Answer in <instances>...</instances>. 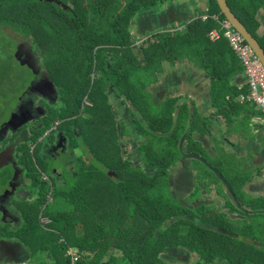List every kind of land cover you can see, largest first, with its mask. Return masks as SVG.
Wrapping results in <instances>:
<instances>
[{"label":"trees","instance_id":"1","mask_svg":"<svg viewBox=\"0 0 264 264\" xmlns=\"http://www.w3.org/2000/svg\"><path fill=\"white\" fill-rule=\"evenodd\" d=\"M67 1V3H63L62 0H0V100L4 97L12 99L15 97V101H17V98L21 96L31 82L32 74L28 68L24 67L31 74L30 78L25 72L15 69L18 68L15 64L17 63L20 67V63L14 57V52L18 41L32 40L33 50H35L34 41L39 48L44 50L42 54L47 63L49 62V57L54 59V73L59 76L58 85L63 83L66 75V78L75 79L74 82L79 83L78 89L80 87L81 93H84V99L89 93L106 97L107 108L111 114L110 120H113L114 126L117 123V119L122 120L125 117L118 115V108L114 109V106L109 104L108 91L114 93L115 102L122 104L128 115L132 114L148 122L150 129L155 133L147 131L141 121L133 118L136 128L147 140L146 144L141 147L144 161L146 165L153 167L155 170L150 174L141 170L140 177L131 171V168L135 167L122 160L119 151L111 157L114 163L113 168L129 169L123 176L114 171V177L110 178L116 192L120 190L121 194H128L123 196L125 198H119V200L117 198L113 209L117 210L120 205L125 208V213L131 221L136 222L139 220L140 223H143L142 227L139 226V228L123 233L120 232L118 225L111 222L110 225L114 228V231H118L117 235L111 232V228L107 223L110 221L98 214L99 212L95 207L98 205L91 203L92 198L84 193L93 191L90 184L82 191L78 190L77 186L69 189V177L65 178L62 174V184H56L57 180L55 179L56 183H52L51 189H49V184L47 183L48 188L44 191L43 189L47 184L42 180L43 188L41 192L42 194L47 192V195H41V200L39 201L43 207L33 216L32 220L24 207V211L21 213L22 217L26 218L25 224L28 228L25 231H28V235L31 237L29 241L36 240L37 243V238H40L41 241L37 245L43 249V252L49 251L54 261L53 264H72L66 258L69 248H79L82 256L80 263L88 264L92 257L88 252H91L94 246L97 249V259H94V261L100 263L107 260L108 256H104L105 246H103L101 241L107 238H110L113 247H117L114 248L112 255H115L117 250L120 254L117 256L129 261L133 259L131 264H162L157 257L151 261H145L142 258L145 257L148 249L152 250L153 254L157 256L166 253L167 249H181L182 251L201 255L190 246L189 240L191 238L188 239L189 243L187 241L181 245H174L173 240L167 237L166 241H162L166 232L165 230L157 231V229L162 225H171L174 223L173 218H179L180 216L179 221L176 223L191 226L187 236L200 232L198 240L202 241V244L205 242L212 244L214 241L210 239L211 236L239 241V239H232L230 234H234L238 238V236L244 235V231H239L234 226H231L227 233L225 231L212 232L191 220L182 218L183 215L180 211L184 209L179 201L173 197L171 190L170 192L167 189H164V192L161 190L163 184L164 186L167 184L166 187L170 188V183L168 182L170 179L169 172L180 162L181 151L179 143L183 138V134H185V117L189 109L188 107L187 109H181L180 117L177 121V129L175 128L172 131L174 127V103H170L166 109H161L153 101L149 92L153 86L159 83V78L164 73V64L176 66L186 60L201 71L207 79L211 80L213 103L221 111H226L225 107L240 102L242 95L249 94L248 79L247 86L242 92L239 91L237 83L240 78L245 76V67L236 55L229 40L223 38L215 42L210 37L213 31L222 30L221 23L226 20L217 0H188L195 1L198 6L201 1L208 9H197L198 15L195 14L192 21L187 24L161 30V32L152 34L143 41H135L132 38V21L144 13L159 12L164 6L171 7L184 0ZM227 1L236 16L264 48V34L261 32L264 27V0ZM216 16L220 17L219 20L216 19ZM8 31L13 34V37L7 36ZM14 38H17L18 41L13 40ZM245 44L249 45L246 39ZM110 59L114 61L111 67L107 64ZM75 64L82 65L76 69L65 68L67 65L72 66ZM94 75L97 78L94 77L92 82V76ZM106 82L111 84L108 85ZM239 99L240 101H238ZM128 101L133 105L131 108L127 104ZM241 103L245 104L247 110L253 115L264 118V114L260 110L257 111L258 108L253 103H243L242 101ZM91 112L93 111L91 110ZM6 113H8V110H6ZM62 116L54 117L52 119L53 122L55 119L63 120ZM74 118H76V114L68 117V120L70 121ZM49 120L50 118L43 122L44 131ZM196 120L197 116L194 121ZM81 122L87 121L82 119ZM197 129L198 127H193L191 133H194ZM71 130L68 127L65 130L66 134L70 133ZM72 131H75V137L83 134V128L81 126L78 127L76 120ZM124 131L123 128L121 133ZM157 132L161 134L158 135L156 134ZM190 138L191 134L188 142L192 145ZM67 140L70 145V140L68 138ZM71 147L76 148V146ZM102 148L103 145H99L97 151L90 152L89 158L95 159V161L96 159L100 160ZM18 153L20 165L26 168L32 166L30 149L26 145L21 146ZM35 156L38 158V162L41 160L51 164V160H42L39 156ZM216 162L226 163L229 179L235 183L237 191L242 193L245 184L251 178H242L240 176L235 160L230 155L222 154ZM51 165L54 167L56 163L53 162ZM77 165L78 163L75 164V166ZM48 170L51 171L52 169L48 166ZM64 171L63 169L62 172ZM8 172L4 170L0 173L1 184L11 178ZM34 177L36 183L41 181L38 176L35 175ZM56 186L63 187L64 190L58 193ZM66 189L71 190V195L67 199L66 205L70 203L71 207L81 211L90 220L86 229L80 227L82 233L80 240L76 237L78 230L74 229L76 227L74 225L80 222L79 216H72L75 221L71 222V217H69L68 213H63L64 209L60 213H55L48 204L50 190L53 195L52 198H57L58 195L66 194ZM165 195L166 199L164 200ZM166 200L169 201V204L166 203ZM91 207L94 208L91 209ZM165 207L166 214H164ZM189 215L190 217L187 218L196 219L192 213ZM94 216L95 218L99 216L100 219L94 222ZM261 217V226L255 229L256 235L254 237L245 235L258 242H261L259 235L264 238V215L256 216L254 214L251 216V219H259ZM41 219L50 220L51 224L47 228H52V230L42 227L40 224ZM61 222L67 227L64 230L60 226ZM155 224L157 225L156 228ZM193 229L196 231L194 232ZM56 235L57 238L54 237ZM118 241H124L123 247L118 248ZM239 242L243 241L240 240ZM261 243L264 245L263 240ZM225 253L226 259L229 260L228 264H241L244 261L245 264H254L258 263L259 258L264 261V255L261 257L257 250L247 247L246 251L243 249V257L239 255L238 249L234 251L227 250ZM225 257L222 259H225ZM239 257L241 261L231 262ZM79 259L80 255L79 251H77L75 264H77ZM213 260L214 258L206 260L204 264H212ZM107 263L111 264L108 260Z\"/></svg>","mask_w":264,"mask_h":264},{"label":"flooded vegetation","instance_id":"2","mask_svg":"<svg viewBox=\"0 0 264 264\" xmlns=\"http://www.w3.org/2000/svg\"><path fill=\"white\" fill-rule=\"evenodd\" d=\"M165 8L168 7L164 6L161 10ZM200 9L207 10L208 8L206 5H204L203 2L200 1L198 10ZM198 10H195L196 15H198ZM135 21L136 19L132 21V23ZM132 23L131 27L133 30L131 32V35L135 41L146 40L149 36L152 35H139L135 26H132ZM159 32L161 31H156V33ZM19 46L20 47L18 50V55L17 57H15L16 60L18 62L21 61L25 64H30V62H34L35 60L33 56L35 54L33 49V53H31L30 47L27 46L26 43H22ZM17 48L18 42L16 46V51ZM35 59L37 61V64L40 66L41 71L38 72L35 70V74H33V72L31 71L32 80L29 83L28 87L25 89V91L21 94V96L18 97L20 99V108L16 107L11 113L9 121L0 127V153L3 152L9 146H11L16 139L21 138L22 140L26 141V137H23L22 135L24 132L28 133L27 143L20 145L17 148L15 154L16 165L17 168L20 170L21 175L18 176L17 181L13 184V187H11L10 183L14 178V171L13 177L12 179L10 178V181L8 183L9 185L7 190L1 195L0 215L2 216L3 227L0 228V242L2 241L7 244H11V247L13 248H16V246L13 244H21V242L17 241L18 239L12 240L11 238H2V231L12 223L17 225L20 224L21 215L19 211L13 207V204L15 202L23 203V205L27 204L28 200L31 199L30 195L33 193L31 189L30 191L32 193L28 192L25 188V185H27L29 181L25 180L23 176V172H25V169L22 168L21 165H19L20 162L18 163L17 161V152L21 146L31 144L35 133L42 131L44 126L43 122L50 114V111H46V109L40 105V102H46V104H55V102H58V96L54 94L53 91H51L50 89L48 90V85L46 83L45 78V73H48V71L41 68V64L38 58ZM113 62V59H110L107 62L108 66L111 67L113 65ZM165 65L172 66L170 64H164V66ZM24 67L28 68L27 66ZM158 84L159 83H157L156 85ZM31 87V92L29 94H26L27 90H29ZM183 92L185 95H188L190 91L184 90ZM108 96L110 97L109 104L113 105L114 109L118 108V115H122L123 117H125L122 120L117 119V123H115L119 135L121 134V130H123L124 128L125 131H129L130 129L131 133L134 134V137L136 139H138L139 137H143V135L140 134L139 129L136 128L133 118L141 121L147 131L155 133L150 129L148 122H146L144 119L138 118L132 114H130L131 116L128 115L122 104L115 102L116 98L113 92H109ZM127 104L130 108L131 106H133L129 101L127 102ZM175 104H177L176 101L174 102V110L176 106ZM187 107L188 106L184 105L182 109H187ZM160 108L164 109L162 108V106H160ZM195 115L197 116V123H195L194 125L193 121ZM189 118L192 122V126L190 129V139L192 145H190L187 140L186 147L184 146L183 151L181 152L180 164H177V166L173 167L172 170L169 172L170 179L168 181L170 183V189L172 191L171 193L173 197H175L179 201L181 207L184 209L181 210L183 215L182 218L191 220L195 224H198L207 230H211L212 232L225 231V233H227L229 231V228L231 226H234L235 229H238L239 231H244V235L238 236L237 238L236 235L230 234L231 238L239 239V241L241 240L244 242V247L260 252L264 245L261 242H258L253 238L247 237L245 235L247 234L249 236L254 237L256 235L255 229L261 226L260 221H262V217L259 219H251V216L254 214H256V216L264 215V126H256L249 128L250 131H247L244 128L238 129L237 133L240 135L236 137L240 141L231 144L233 146L231 148H233L234 150V152L231 153V157L235 160L236 167L238 169H241L239 170L240 176L242 178H251L250 181L245 184L242 193H240L237 191L235 183H233L227 175L226 163L216 162V158L220 157L222 154L225 153L221 152V147L219 146L220 144L217 145V140L216 142L214 140V136L221 138L223 135H227L228 132L229 134H234L236 132H232L233 130H227L226 133L223 132V130L219 131L216 130V128L212 129V127L208 124L207 121H205L201 114H198L197 112L195 113L194 108H192V110L189 109V112L187 110V121H189ZM246 123L249 127L250 120ZM30 127L33 130L31 134L29 132ZM193 127H198V129L195 130L194 133H191ZM174 130L175 129L173 127L172 131ZM186 130L187 129L185 128V131ZM203 132H205V134H203ZM195 133L198 134L197 138L193 136ZM156 134L160 135L161 133L157 132ZM205 135L208 138H205ZM47 137L50 138L49 134L44 138ZM194 138L197 142L193 141ZM143 142H146V139L144 137ZM257 142L258 144L255 145ZM198 143L201 145V148L197 147ZM70 147L71 146L69 145V142L65 135H63L62 133H58L55 136V141L50 146H47L46 148L42 149L44 151H42L41 154L39 153L38 156L42 160H51V164L55 162L58 167L62 159L61 154L64 152H66V154H70ZM214 147L216 151H213ZM123 148L126 149L125 146H123ZM124 152L126 156L125 158L128 160V163L131 166L141 169L144 173L148 174L155 170L153 167L146 165L144 161V155L139 151V149H137L135 155H133L135 159L134 162L131 161L130 158H128V153L126 151ZM136 155L138 156L137 159L135 157ZM217 155L218 157H216ZM85 158L86 155L82 157V159ZM89 160L95 161L92 160V158H90ZM72 161H75L74 157ZM204 165H206L210 170ZM4 169L13 170L14 168L9 165ZM57 169L58 168L54 169L53 174H55L58 178H62V173L59 172L62 170ZM174 170L175 174L172 177ZM174 177V182L176 184L175 188L172 187V180ZM13 189H15L14 193ZM32 202L33 201H31V203ZM191 213L195 216L196 219L187 218L190 217L189 214ZM180 217H174L173 222L179 221ZM162 226L163 231L169 228L170 225ZM161 227L157 229V231H161ZM22 247L27 250L25 246L22 245ZM173 250L174 249H167L165 251L166 253L161 254L162 258L160 259V261L162 262V264L202 263L198 261V255L195 253L177 249L179 251L184 252L185 254H188V256L182 255L180 258L179 256L175 257L177 253ZM80 252L81 251L79 250L80 259L78 260L77 264H84L80 263L82 261V256ZM11 253L12 252L10 250H7L5 252L0 245V264H18L13 261L12 258H10ZM30 260L31 254L29 260H27L24 264H31ZM7 261L11 262L7 263ZM202 264H204V262ZM212 264H228V261L225 259H219V261L216 262L214 259Z\"/></svg>","mask_w":264,"mask_h":264},{"label":"rangeland","instance_id":"3","mask_svg":"<svg viewBox=\"0 0 264 264\" xmlns=\"http://www.w3.org/2000/svg\"><path fill=\"white\" fill-rule=\"evenodd\" d=\"M42 1V0H41ZM63 3H67V0H62ZM188 0L181 1L180 3H188ZM55 6H57L54 3ZM158 13V12H156ZM264 34V27L261 31ZM13 37V34H11L10 31L7 32V36ZM13 40H17V38H14ZM22 43H26L27 46L32 47V40H22L21 42L18 41V48L16 53L14 52V57L18 53L19 45ZM6 44V43H5ZM33 45L35 50V58H38L40 61L41 68H45L48 73L51 75L50 79L53 81V84L55 85L57 96H58V102H55V104H46V102H40V105L43 106L46 111H50L49 116L46 118H50V120L47 123L45 131L42 129V131L35 133L34 138L31 142V144L26 145L28 149H30V155L32 160V166H28L27 168L25 166H22V168H25V172H23V176L25 180L29 181L27 185H25V188L28 192H33V202L32 204L25 207L26 213L30 216L31 220L35 214L41 210L43 207L41 203L39 202L41 200V195L45 196L47 195V192L42 194V188H43V182H46V184H49V189H51L52 183H56V180L53 176L52 171H54L55 168H58L57 170H65L64 172L59 171L63 174L65 178H68V187L69 189L78 187V190L82 191L84 188L90 184L91 188H93L92 192H84L86 195L91 197V203H96L98 206H95L98 210V214L104 219H106L109 227L111 228V232L113 234L117 235L118 231H114V228L110 225L111 222L115 225H118L120 228V232L126 233L128 230L139 228V226L142 227L143 223L136 221L133 222L130 220L129 216L126 215V210L122 206L119 205L118 209L115 210L113 208V205L117 202V198H125L123 196H127L128 194H121L120 190H115L114 185L111 183L110 178L114 177L115 173L114 171L118 172V174H121L123 176L124 173H127L129 169L127 168H113L114 163L111 160V157L114 154H117L118 148H117V130L114 126L113 120H110L111 114L110 110L107 108V99L104 95H94V93L87 94L84 99L83 94L81 93L80 87L78 89L79 83H75V79H69V77L66 78V75L64 76V81L60 85H58L59 76L54 73V59L49 57V62L47 63L45 60V57L42 54L43 49L38 47V44L33 41ZM46 50V49H45ZM82 64H75L72 66H65V68H73L76 69L80 67ZM15 68L17 71H23L25 72L29 78L31 77V74L29 71L24 68V66L20 65V67L15 64ZM121 67V66H120ZM43 68V69H44ZM94 77L97 78L96 75L92 76V82L94 81ZM66 79V81H65ZM68 82V83H67ZM108 85H110V82H106ZM151 91V89H150ZM109 93V91H108ZM107 93V95H108ZM20 99L17 98V101H15L12 98L4 97L0 100V127L4 125L6 122L9 121L11 117V113L14 111L16 107L20 108ZM66 105V106H65ZM6 110H8V113H6ZM91 110L93 112H91ZM76 114V118L68 120V117H72ZM63 115V116H62ZM175 115V113H174ZM7 116V118H6ZM62 116L63 120H57L53 122L52 119L54 117H60ZM86 120L87 122H81V120ZM77 122L78 127L83 128V134L75 137V131L74 130V122ZM71 128V132L66 134L65 130L67 128ZM32 128H29L30 134L32 133ZM58 133H62L65 135L66 138L70 140V146H76V148L70 147L69 153L66 154V152L61 154V161L60 164L54 167H52L51 164L48 162H43L39 160L37 161V157L35 155H39L42 149L46 148L47 146H50L55 141V136ZM49 134L50 138H44ZM13 139V138H11ZM42 141V142H41ZM102 143V144H101ZM99 145H103L102 151L100 153V160L96 159V161L89 160V154L92 151H97ZM143 147V146H142ZM198 148H201V145L197 144ZM65 150V149H64ZM18 153V152H17ZM86 155L85 159H82V157ZM121 155V154H120ZM225 155V154H224ZM19 157V153H18ZM73 157L77 159L78 165L75 166L76 161H73ZM18 163L19 160L17 159ZM20 165V164H19ZM48 166L52 169L51 171L48 170ZM206 168H208L206 165H204ZM63 168V169H62ZM209 169V168H208ZM4 170H6L11 176V179L14 174V169H1L0 173H2ZM140 170V172H139ZM210 170V169H209ZM241 169H238V171ZM132 172H135L136 175L140 176L141 169L138 168H131ZM38 176L41 181L36 183L34 180V176ZM1 177V175H0ZM1 181V179H0ZM10 181V179H9ZM9 181L2 183L0 182V213H1V195L7 190ZM48 184L44 187V191L47 190ZM57 184V183H56ZM167 184L164 186V184L161 187V190L164 192V189L168 190L170 192V188L166 187ZM31 189V191H30ZM62 190H64L63 187L56 186V191L60 193ZM81 194V192H80ZM71 195V190L66 189V194L58 195L57 198H52L51 190L48 195V204L50 206L51 210H54L55 213H60L64 209L63 213H68L69 217H71V222H74L75 219L72 218V216L77 215L79 216L80 223H76L74 226H76L74 229L78 230V235H76L77 239H81L82 233L80 227L86 229L89 225V218L82 214L81 211L75 210L73 207L70 206V203L66 205L67 199ZM94 198V199H93ZM166 199V195L164 197V200ZM175 202V201H174ZM166 203L169 204V201L166 200ZM176 203V202H175ZM178 206H180L178 203H176ZM13 207L16 208L18 211L23 213L24 211V205L23 203H17L15 202L13 204ZM172 207H174L172 205ZM94 207H91V209ZM165 213L166 214V207ZM29 210V211H27ZM43 212V211H41ZM182 212V211H180ZM100 219L99 216L95 218L93 217V221ZM26 218L23 217V221L17 225V224H10L2 231V238H11L12 240H17L21 242V244L28 248L30 254H31V264H53L52 255L49 253V251L43 252V249L37 245L38 242H40V238H37L36 240H30V235H28V231H25L28 226L25 224ZM0 228L3 227V221L2 216L0 215ZM40 224L42 227L47 228L50 226L51 222L48 219H42L40 221ZM62 229L67 228L64 223L60 224ZM157 225L155 224V228ZM165 227V226H164ZM52 230V228H47ZM163 229V226L161 227V231ZM165 229V237L162 241H166V239L173 240L174 245H181L182 243H185L190 241V246L198 251L201 255H198V261L199 262H206V260H212V258L215 259L216 262L219 261V259H222L226 255V251H234L235 249H238L239 255L243 257V249L246 251V247L243 248L244 242L234 241L231 239H227L224 237H214L211 236L210 239H212L214 242L208 243L205 242L202 244V241L198 240V237L200 236L199 233H192L191 235L187 236V233L189 234V231L191 230V226L189 227L188 224H177L176 222L172 223L168 230ZM194 232L196 231L193 229ZM45 232L49 233L47 230H44ZM51 233V232H50ZM54 235V233H52ZM194 234V235H193ZM202 235V234H201ZM47 236V235H46ZM190 236V237H189ZM57 238V235L54 236ZM167 237V238H166ZM259 240L262 242L264 241V238H262L261 235H259ZM103 246H105L104 249V256H108V262L111 264H131L133 262L132 260H127L120 255L117 250L115 255H112V252L114 251L112 243L110 241V238L101 240ZM188 241V243H189ZM124 241H118L117 246L118 248L123 247ZM147 246V245H146ZM148 248V247H147ZM206 249V250H205ZM84 253V252H83ZM92 258L97 259V249L94 246L91 252H88ZM260 256L262 257L264 255V247H262L261 251L258 252ZM51 255V256H50ZM85 255V253H84ZM67 256V255H66ZM155 257H157L158 261L162 258L161 255L157 256L156 254H153L152 250L148 249L147 254L145 257L142 258V260H153ZM225 260L226 257H225ZM229 261V260H227ZM234 261H241V258H236ZM241 264H245V261ZM254 264H264L263 260H260L258 263Z\"/></svg>","mask_w":264,"mask_h":264},{"label":"crops","instance_id":"4","mask_svg":"<svg viewBox=\"0 0 264 264\" xmlns=\"http://www.w3.org/2000/svg\"><path fill=\"white\" fill-rule=\"evenodd\" d=\"M159 79H161L159 81V84L153 86L151 88V91L149 90L150 94L152 95L153 101L156 102V104L159 107L162 106V108L166 109L170 103H174L176 101L177 104H179L180 106L179 108L180 111L184 105L188 106L190 110L194 108L195 113L197 112L198 114H201L202 117L205 119V121H207L208 124L212 127V129L216 128V130L219 131L223 130V132H226L227 130H233L232 132H236L234 134H229L228 132L227 134L228 136L223 135L221 138L214 136L215 142L217 140L216 144L217 145L220 144L219 146L221 147L220 149L221 152H224L227 155L231 156V153L234 152L233 148H231L233 147L231 144L240 141L236 137L240 135L237 133L238 129L244 128L245 130L250 131L249 128L256 126L259 127L264 126V118L261 116H255L252 113H250L247 110L245 104L241 103L240 99L238 100L240 102L237 101L238 103L236 104L233 103L231 106L225 107L224 109L226 111L224 110L221 111L220 108H216L213 103V94H212L213 91H212L211 80L207 79L201 71H199L194 65L189 64V62L186 60L180 62V64H177L176 66L165 65L164 74L163 76H160ZM237 85L239 87V91L242 92L245 86H247V78L245 76L240 78L238 80ZM184 90L190 91L189 94L185 95L183 92ZM209 91H211V98L209 96ZM177 104H175L176 105L175 107H177ZM257 111H259V109H257ZM195 118L196 115L194 119ZM249 120H250V125L248 127L246 122ZM195 123H197V120L193 121V124ZM185 125L187 129L185 131V134L189 132L188 135H190V129L192 126V122L190 118L189 121H187L185 117ZM185 134H183L182 137H184ZM203 134H205V132H203ZM193 136L197 138L198 134L195 133ZM188 138L189 136H187L185 140L184 143L185 147ZM205 138L208 137L205 135ZM193 141L197 142L195 138ZM146 142H143V137H139L138 139H136L134 137V134L131 133L130 129L129 131L128 130L124 131L120 135L117 132V148L118 151L121 153L122 160H124V162L126 163H128V160L125 158L126 156L124 151L128 153V158H130V160L134 162L135 159L133 155H135L137 149H139V151L141 152V147L144 146ZM257 144L258 142L255 145ZM123 146H125L126 149H124ZM42 151L44 150H41L40 154L42 153ZM213 151H216L215 147L213 148ZM135 157L136 159L138 158L137 155ZM216 157H218V155ZM174 174H175V170L173 171L172 177ZM53 176H55V179L57 180V184L63 183V177L58 178L55 174H53ZM174 179L175 177L172 180L173 188H175L176 186ZM30 197L31 199L28 200V203L24 204V208L32 204L31 201L33 200L34 197L33 193L30 195ZM19 213L21 215V220H20L21 223L23 217L20 211ZM40 221H42V219ZM73 249L79 251V248H73ZM66 258L70 259L68 256H66ZM88 264H107V260H104L100 263H96V261H94V258L91 257Z\"/></svg>","mask_w":264,"mask_h":264},{"label":"water","instance_id":"5","mask_svg":"<svg viewBox=\"0 0 264 264\" xmlns=\"http://www.w3.org/2000/svg\"><path fill=\"white\" fill-rule=\"evenodd\" d=\"M220 9L222 11V14L225 16V18L232 24V26L246 39L247 43L254 49L257 56L260 58L262 63L264 64V48L262 47L261 43L254 37V35L250 32V30L240 21V19L236 16V14L233 12L231 7L229 6V3L227 0H217ZM198 3L195 1H189L188 3H177L174 6L165 8L158 13L156 12H148L145 14H142L141 16H138L136 18V21L132 23V26H135L137 33L139 35H146V34H153L158 32V30H164L167 28H172L173 26H179L183 24H187L188 22L192 21V19L195 17V10L198 9ZM137 39V38H136ZM31 53H33L31 47H30ZM18 53L15 57H17ZM34 57V62H30V64H25L21 61L20 64L22 66H27L29 70L35 74V70L40 72V66L37 64V61ZM32 63V64H31ZM46 83L48 85V90L50 89L53 91L54 94L57 95L56 88L53 84V82L50 79V75L48 73H45ZM32 87L27 90L26 94H29L31 92ZM209 96L211 98V91H209ZM180 106L177 104L176 110H175V121H174V129L177 127V121L179 118V110ZM189 133V132H188ZM188 133L184 135V137L181 140L180 143V151H183L185 140L188 136ZM23 137H26V141L22 140L21 138L16 139L14 143L6 148L3 152L0 153V170L8 167L9 165L14 168L15 174L12 182L10 183V186L13 187V184L17 181L18 176L21 175L20 170L17 168L16 161H15V154L17 148L27 143L28 139V133L24 132ZM168 136V135H167ZM30 140V138H29ZM42 142V141H41ZM15 192V189H13V193ZM1 248L6 252L7 250H10L11 257L13 261H15L18 264H24L27 260L30 258L29 252L22 247L21 244H13L16 246V248L11 247V244H7L5 242H0ZM177 253L176 256H179L181 258L182 255L188 256V254H185L182 251H179L177 249H174ZM1 262V260H0ZM11 261H7L9 263Z\"/></svg>","mask_w":264,"mask_h":264},{"label":"built area","instance_id":"6","mask_svg":"<svg viewBox=\"0 0 264 264\" xmlns=\"http://www.w3.org/2000/svg\"><path fill=\"white\" fill-rule=\"evenodd\" d=\"M217 20L220 17L216 16ZM221 31H213L210 35L215 42L228 39L236 55L245 67V76L248 79L249 94L242 95L243 103H253L264 114V64L257 56L250 45L245 44V39L226 19L221 23ZM67 256L71 258V263L75 264L77 260V251L69 248Z\"/></svg>","mask_w":264,"mask_h":264},{"label":"clouds","instance_id":"7","mask_svg":"<svg viewBox=\"0 0 264 264\" xmlns=\"http://www.w3.org/2000/svg\"><path fill=\"white\" fill-rule=\"evenodd\" d=\"M70 258V257H69ZM71 259V258H70Z\"/></svg>","mask_w":264,"mask_h":264}]
</instances>
